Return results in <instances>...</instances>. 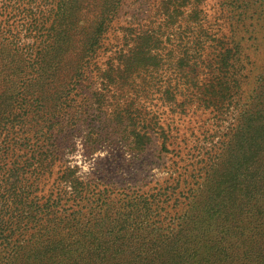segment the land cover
I'll use <instances>...</instances> for the list:
<instances>
[{
    "label": "trees",
    "instance_id": "obj_1",
    "mask_svg": "<svg viewBox=\"0 0 264 264\" xmlns=\"http://www.w3.org/2000/svg\"><path fill=\"white\" fill-rule=\"evenodd\" d=\"M119 3L80 0L79 13L85 14L74 20L85 29L79 23L90 16L96 29L90 46L102 42ZM194 6L191 17L197 15ZM222 8L226 33L195 35L189 47L177 46L175 63L166 70L153 63L146 46L151 37L144 33V48L118 51L103 74L110 78L109 93L126 88L151 96L158 83L176 109L193 105L217 119L233 116L195 169L173 179L170 192L164 188L165 202L176 196L173 214L161 217L160 193L91 190L80 182L63 160L53 127L59 122L52 124L79 81L63 86L49 109L52 94L42 92L51 83L39 87L41 78L33 79L40 93L32 91L19 105L27 110L0 117V264H264V63L257 66L245 46L254 41L256 51V42L264 41V0H224ZM126 105L116 103L106 129L118 141L133 138L125 143L127 151L137 147L142 153L154 127L161 151L169 153L177 137L160 114L142 117ZM134 121L142 123L136 133ZM197 210L209 219H196Z\"/></svg>",
    "mask_w": 264,
    "mask_h": 264
},
{
    "label": "rangeland",
    "instance_id": "obj_2",
    "mask_svg": "<svg viewBox=\"0 0 264 264\" xmlns=\"http://www.w3.org/2000/svg\"><path fill=\"white\" fill-rule=\"evenodd\" d=\"M223 2L120 0L102 42L93 47L90 44L96 29L89 26L90 16L79 23V27L85 23V29H79L74 20L75 16L85 14L79 13L80 0H0V117L15 112L23 114L27 110H19V105L31 98L32 91L40 93L38 87L33 89V79L41 78L39 87L42 83H51L53 88H43L42 92L45 97L52 94L49 109H53L55 99L61 95L57 92L66 85L71 88L78 80L76 90L63 98L59 119L52 123L59 122L53 127L61 142L66 166L80 182L88 183L91 190L106 188L114 193L130 190L139 195L160 193L157 205L162 204L165 209L160 212L161 217L172 215L170 208L176 196L165 202L168 198L162 195L164 188L170 192L173 179L195 169L196 162L219 141L233 116L217 119L209 110H197L193 105L183 111L176 109L166 102L163 88L157 90L158 83L153 86L151 96L136 90L126 91V88L109 93L106 88L111 85L110 78H104L103 74L109 63H116L118 54L135 47L144 48L145 40L141 39L144 33L151 37L146 46L154 57L153 63L159 66L158 69L166 70L170 63H175L177 46L189 47L195 35L204 39L206 33H226ZM193 5L197 15L191 17L189 11ZM253 43L245 44L247 52L256 65L261 66L264 41L256 42L260 43L256 51ZM159 74L162 75V71ZM171 77L172 74L168 79ZM139 81L136 79L135 83ZM124 102L142 117L145 112L149 113V118L153 113L155 117L160 114L164 128L170 129L173 139L177 137L169 153L161 151V141L154 127L150 142L142 153L137 147L134 152L127 151L125 143L133 138L130 140L125 136L124 140L118 141L111 134L108 115L116 103L123 107ZM132 124L136 125L135 133L142 126L138 121ZM124 129L131 133L128 125ZM95 146L97 150L91 153ZM177 201L178 205L182 198ZM194 216L200 221L209 219L198 210Z\"/></svg>",
    "mask_w": 264,
    "mask_h": 264
}]
</instances>
